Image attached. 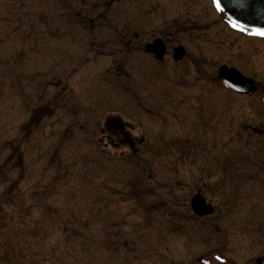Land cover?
Here are the masks:
<instances>
[{"label": "rangeland", "instance_id": "374dc122", "mask_svg": "<svg viewBox=\"0 0 264 264\" xmlns=\"http://www.w3.org/2000/svg\"><path fill=\"white\" fill-rule=\"evenodd\" d=\"M66 1L67 17L61 0H0V264L255 256L264 183L246 174L264 157V103L216 78L225 64L264 84V46L210 0ZM167 33L187 56L154 62L142 46ZM115 115L144 137L137 153L101 133Z\"/></svg>", "mask_w": 264, "mask_h": 264}, {"label": "flooded vegetation", "instance_id": "af4514ba", "mask_svg": "<svg viewBox=\"0 0 264 264\" xmlns=\"http://www.w3.org/2000/svg\"><path fill=\"white\" fill-rule=\"evenodd\" d=\"M61 1L63 2V5L60 8L62 10H66L65 15L67 17L69 14L68 10L70 9V3L66 0H61ZM209 2H210V7H211L210 9L212 10L213 14L216 16L217 20H220L223 23H225L227 25V27L229 29H231V31L234 34L241 36L244 41L251 43L250 46L251 45H253L255 47H257L258 45L264 46V34H261V31H253L250 29H244V28L238 27L236 24H234L229 19H227L225 17V15L223 14V12L219 8L216 7V3L214 2V0H210ZM66 20H67L66 29L70 31V30H72V23H70L69 18L65 19L64 21H66ZM156 39L160 40L161 46L163 47V53H162V56L160 58L156 57L157 52H146L145 51L146 44L152 43ZM178 47L182 48V56L181 57H178L179 50H176V49H178ZM142 51L145 55H148L149 57H151L154 60V62H158V63L163 61V60H166L167 58H171L172 62L176 63V62H179L182 59H184V57L187 56V53H188L186 51L185 45L181 44L180 39L177 36L172 35L170 33L159 34V35L153 36L149 41H146L143 44ZM221 65H219V66H221ZM219 66H218V68H219ZM228 67L235 68L240 73H242L244 76L250 78L253 81L254 90L251 93H247V92L243 93V92H238V91H235V90L227 87L226 85H224L222 83L221 79L219 78L218 70H217L216 80L219 82L220 86L225 88L227 91H229V93L232 94L233 96H240V97L241 96H248L249 97V96H253V95H255V96L261 95V100L264 103V92H263L264 84H263V81L261 79H257L256 76L253 74H252L253 76L245 74V72L242 68L240 69L239 67H236L233 65H229ZM258 82L260 84H263V85L261 86ZM135 100H139V99L136 98ZM111 117H114V116H110L108 118H111ZM108 118H106V119H108ZM125 122H127V121H125ZM132 129H133V126L129 123L124 128V130L127 131L128 134L133 139H135V145L134 146L136 148V151L133 152L135 154L140 150L142 143L144 142V137L141 135L135 136L130 131ZM100 130H101V133L103 135L106 134V138L110 139V144L113 145L114 147L124 146L126 149L130 150V148L127 146V144L121 143L123 136L120 133V130L118 128L110 127L109 130H106L105 128H103V129L101 128ZM140 138H143V141L141 143H138L137 140H139ZM130 152H131V150H130ZM249 158H248V156H246V160H245L248 165H250L249 164ZM258 161H259L258 166L264 165V157L263 158L259 157ZM251 166L253 167L252 164H251ZM251 166H250V168H251ZM258 166H256L257 169H254V172H252L249 168V170H248L249 172L246 174V177H247L246 181H248L249 183L260 182L263 185V183H264V171L262 168L258 169ZM229 169H230L229 175H230L231 180H232L236 176L233 173V169L231 171L230 165H229ZM233 181H235V179ZM235 185H237V184H234L233 187H235ZM235 189H236V187H235ZM197 192H199L201 194V196L205 199V202L207 204L211 205V203L210 202L208 203V200L205 198V195L203 194L201 187L199 189H197ZM211 206L213 207V205H211ZM197 218H203V216H200ZM263 247H264V245H262V248H260L258 250V252L255 254V256H252V257L250 256L249 259L247 258V260L241 264H264V248ZM222 250L223 249H221V251ZM222 252H224V250ZM197 260L199 262H205V264H240V263H238L239 261H237V259L235 257L234 258L232 257L231 259H227V258H221V256H219V255L217 256V259L206 258V260H205L204 257L200 256L197 258Z\"/></svg>", "mask_w": 264, "mask_h": 264}, {"label": "water", "instance_id": "95a60500", "mask_svg": "<svg viewBox=\"0 0 264 264\" xmlns=\"http://www.w3.org/2000/svg\"><path fill=\"white\" fill-rule=\"evenodd\" d=\"M218 2L220 10L234 24L254 31L264 30V0H218ZM176 50H179L178 57H181L182 48L178 47ZM145 51L157 52L156 57L160 58L163 53L160 40L156 39L152 43L146 44ZM218 76L224 85L235 91L251 93L254 90V84L250 78L225 64L219 66ZM127 125L128 123L117 116L108 118L103 123V127L106 130H109L110 127L118 128L123 136L121 143L127 144L132 152H135V139L124 130ZM142 141L143 138H140L138 143ZM190 206L193 213L197 216L210 215L213 212V207L205 202L199 192H196L191 197Z\"/></svg>", "mask_w": 264, "mask_h": 264}, {"label": "snow or ice", "instance_id": "6c2138e0", "mask_svg": "<svg viewBox=\"0 0 264 264\" xmlns=\"http://www.w3.org/2000/svg\"><path fill=\"white\" fill-rule=\"evenodd\" d=\"M214 2L216 3V7L219 8L220 5H219L218 0H214ZM258 31H261V34H264V30H258ZM218 259H219V258H218Z\"/></svg>", "mask_w": 264, "mask_h": 264}]
</instances>
